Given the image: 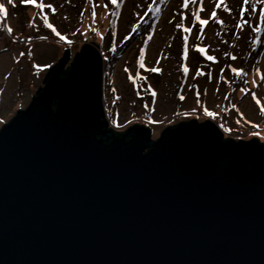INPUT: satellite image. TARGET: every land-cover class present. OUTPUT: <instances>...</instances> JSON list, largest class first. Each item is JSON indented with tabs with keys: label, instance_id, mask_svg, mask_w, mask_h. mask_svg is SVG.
Masks as SVG:
<instances>
[{
	"label": "water",
	"instance_id": "water-1",
	"mask_svg": "<svg viewBox=\"0 0 264 264\" xmlns=\"http://www.w3.org/2000/svg\"><path fill=\"white\" fill-rule=\"evenodd\" d=\"M69 62L0 128V264H264V142L196 118L117 133L99 44Z\"/></svg>",
	"mask_w": 264,
	"mask_h": 264
},
{
	"label": "rangeland",
	"instance_id": "rangeland-1",
	"mask_svg": "<svg viewBox=\"0 0 264 264\" xmlns=\"http://www.w3.org/2000/svg\"><path fill=\"white\" fill-rule=\"evenodd\" d=\"M0 2L8 8L6 23L13 29L9 34L2 27L5 21L0 20V128L18 108L27 107L37 87L43 85L41 81L48 68L63 55L65 48L69 47L73 59L84 43L95 41L103 57L105 115L113 129L123 131L137 122L149 126L151 137L157 139L165 127L181 120L196 118L202 122L211 119L224 137L245 140L256 137L264 142V114L260 111V105L264 104V80L260 78L264 74V32L253 33L247 26L241 31L236 27L242 0H227L232 14L218 9L217 16L224 20V25L209 20L200 39L197 36L201 25L197 23L193 27L191 12L194 6L182 10V0H118V8L109 0H44L57 9L55 14L47 8L43 11L67 40H60L44 26L34 5L23 4L21 0H15V6L7 4V0ZM94 7L95 20L92 16ZM156 8L160 11L156 12ZM213 8L212 0H205L206 11L201 13V18L208 19ZM184 11L188 18L183 24L192 28L191 33L177 27ZM33 17H36L35 21ZM244 18L250 19L249 14ZM32 24L35 26H30ZM44 36L46 40L40 39ZM148 36L152 39L148 40ZM184 36H188L186 59ZM256 37L260 43L253 42ZM196 46L205 48L206 54L215 56L219 62L208 61L205 53L197 51ZM225 53H231L237 59L233 61ZM141 58L145 64L143 69L139 68ZM34 65H40V70L37 71ZM229 65L243 69L246 77L243 80L237 78ZM183 66L189 68L187 74L183 73ZM153 67L162 71L151 72ZM221 69H224L223 79ZM197 70L211 72V81L207 75L195 76ZM149 85L155 90V97L145 91ZM245 88L249 90L247 94L241 91ZM253 93L260 104L253 99ZM181 95L185 99L181 100ZM205 107L216 115L208 116Z\"/></svg>",
	"mask_w": 264,
	"mask_h": 264
},
{
	"label": "snow or ice",
	"instance_id": "snow-or-ice-1",
	"mask_svg": "<svg viewBox=\"0 0 264 264\" xmlns=\"http://www.w3.org/2000/svg\"><path fill=\"white\" fill-rule=\"evenodd\" d=\"M109 2L112 5L117 6V8L119 7V3L118 0H109ZM213 4H214V8L211 10L210 15L208 17V19H202L201 18V13L205 12V0H182L181 3V9L182 10H189L190 5L194 6L193 10L191 12V15L193 17V27L196 26V24L198 23L199 25H201V28L199 29L200 35L197 36V39H200V36L203 35V31H204V27H206L209 24V20H213L216 23L220 24V25H224V20L219 19V17L217 16V10L218 9H223L224 12H227L229 15L232 14L233 9L230 8L228 6L227 0H212ZM21 3L26 4V5H34L36 7V9L38 10V15L40 16V18L43 21L44 26H46L47 28H49L53 33H55L56 36H58L60 38V40H67L66 36L61 35V33L59 31L56 30V28L53 26V24H51L49 22V17L48 14L44 13V9H50L51 12L53 14H55V12L57 11V9L51 4V3H44V0H40V2L38 3L37 0H21ZM7 4L9 5H13L15 6V0H7ZM95 7H99V5H95ZM95 7L93 8V12H92V16H93V20H95V16H96V12H95ZM105 8L108 7L107 4L104 5ZM152 9L150 8L149 11H151ZM156 12H159L160 9L156 8L155 9ZM0 13H2V16H0V20H4L5 23L2 25L3 28H6L7 32L9 34L12 33L13 29L11 27L7 26L6 20L8 18V8L5 6L4 2H0ZM113 14H116L115 12ZM239 14H240V19L238 20L236 27L238 29H240L241 31H243L245 29V26H247L253 33H260V32H264V0H242L240 8H239ZM245 14H249L250 19H245ZM181 22L179 24H177L178 28H182L183 31L191 33L192 28H188L185 27L183 24V21L186 20L188 18L187 16V12L184 11L181 14ZM81 16H83V13H81ZM36 17H33V21H35ZM250 21H254L250 22ZM30 26H35V24H32ZM135 30V29H133ZM93 31H95V29H93ZM217 35H220L219 32H217ZM237 38H239L237 36ZM40 39L46 40L47 37H40ZM152 37L148 36V40H151ZM31 38H29V42H30ZM183 40L185 41V45H184V58H187V40H188V36H184ZM69 44L72 43L71 40L67 41ZM254 43H260V39L259 37H256V39L253 41ZM224 43H227V41H224ZM235 45H233L234 47ZM197 51L201 52V53H205L206 55V59L208 61H213L218 63L219 61L216 60L215 56L212 55H207L206 54V50L205 48L196 46ZM29 56L32 55L31 51H29ZM21 56L24 55V53L20 54ZM226 56H229L231 60L235 61L237 59V56L232 55L231 53H225ZM157 63H159V61H157ZM34 67L38 70H40L41 66L40 65H34ZM46 67V66H45ZM228 67L231 68V66L229 65ZM139 68L143 69L145 68V64L143 61V58H141L139 60ZM127 71V69H126ZM151 72H161L162 69L157 68V67H153L150 69ZM182 71L183 73L187 74L189 72V68L187 66H183L182 67ZM221 79H223V71L224 69H221ZM231 71L235 74V76L241 80L244 79V77H246L247 73L244 72L243 69H237V68H231ZM257 71H259L257 69ZM207 75L209 78V81H211L212 76H211V72L209 73H204L202 70H197V72L195 73V76L199 77V76H204ZM130 79H134L133 77H129ZM261 80H264V74H261L260 76ZM143 79H147L146 77H143ZM245 83H247V81H244ZM192 87H196L195 85H193ZM2 91V90H0ZM113 91H115V89H113ZM145 91L150 92V94L155 97L156 96V92L155 90H153L151 88V85H149V87L147 89H145ZM242 92H244L245 94H247V92L249 91L248 89H241ZM207 93V89H205V94ZM199 91L196 92V96H197V102L199 103ZM253 99H256L257 104H260L259 99L256 98V94L253 93ZM180 99L183 100L185 99V97L183 95L180 96ZM145 107L147 108L148 106L145 105ZM235 107V106H233ZM260 111L262 114H264V104L260 105ZM204 112L208 115V116H215L216 113L209 111L206 107L204 108ZM243 114L241 113V116ZM153 123H156V121H152ZM254 127H259V125H254ZM254 135H259V133H253Z\"/></svg>",
	"mask_w": 264,
	"mask_h": 264
},
{
	"label": "flooded vegetation",
	"instance_id": "flooded-vegetation-1",
	"mask_svg": "<svg viewBox=\"0 0 264 264\" xmlns=\"http://www.w3.org/2000/svg\"><path fill=\"white\" fill-rule=\"evenodd\" d=\"M57 61H58V60H57ZM56 63H57V62H56ZM56 63H54V64H56ZM70 63H71V61L69 62V64H70ZM54 64H53V65H54ZM50 67H51V66H50ZM50 67H49V68H50ZM67 67H68V65H67ZM67 67H66V69H67ZM49 68H48V69H49ZM125 130H126V129H125ZM125 130H124V131H125Z\"/></svg>",
	"mask_w": 264,
	"mask_h": 264
},
{
	"label": "bare ground",
	"instance_id": "bare-ground-1",
	"mask_svg": "<svg viewBox=\"0 0 264 264\" xmlns=\"http://www.w3.org/2000/svg\"><path fill=\"white\" fill-rule=\"evenodd\" d=\"M74 59V58H73ZM73 59L70 58V60L72 61Z\"/></svg>",
	"mask_w": 264,
	"mask_h": 264
},
{
	"label": "trees",
	"instance_id": "trees-1",
	"mask_svg": "<svg viewBox=\"0 0 264 264\" xmlns=\"http://www.w3.org/2000/svg\"><path fill=\"white\" fill-rule=\"evenodd\" d=\"M120 131H117V133H119Z\"/></svg>",
	"mask_w": 264,
	"mask_h": 264
}]
</instances>
